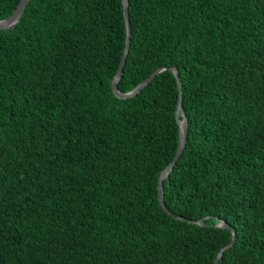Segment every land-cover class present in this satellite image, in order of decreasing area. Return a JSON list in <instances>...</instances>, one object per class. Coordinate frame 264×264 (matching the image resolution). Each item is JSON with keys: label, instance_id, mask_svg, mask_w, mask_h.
I'll list each match as a JSON object with an SVG mask.
<instances>
[{"label": "trees", "instance_id": "1", "mask_svg": "<svg viewBox=\"0 0 264 264\" xmlns=\"http://www.w3.org/2000/svg\"><path fill=\"white\" fill-rule=\"evenodd\" d=\"M21 0H0V20ZM29 0L0 29V264H264V0ZM188 122L179 144V90ZM203 220L200 226L193 222Z\"/></svg>", "mask_w": 264, "mask_h": 264}, {"label": "water", "instance_id": "2", "mask_svg": "<svg viewBox=\"0 0 264 264\" xmlns=\"http://www.w3.org/2000/svg\"><path fill=\"white\" fill-rule=\"evenodd\" d=\"M28 1L29 0H21L11 16H9L6 19L0 20V29L7 30V29L13 28L16 25V23L18 22V19H19L20 15H21V13H22V11H23V9H24V7ZM122 11H123V16H124L125 25H126L125 48H124L122 59H121L120 64H119L118 71L112 80L111 86H112L113 94L116 97L126 99V98L134 97L135 95H137L147 84H149V82L158 73H160L164 69L163 68L157 69L152 74H150L143 82H141L133 90H131L127 93H121L118 91L117 84H118V82L122 76L123 67L125 65L126 57H127V54L129 51V46H130L131 31H130L129 13H128V0H122ZM171 71L175 75L177 85H178V90H179L178 104H177V108H176V112H175L176 120H177L178 126H179V144H178L177 151H176L171 163L169 164L167 169L161 173L159 181H158V200H159L161 207L166 212H168V210L166 209L164 202H163V180L168 176V174L171 172L172 168L174 167V165L178 161V159H179V157H180V155H181V153L185 147L186 140H187V132H188V122H187V118L185 116V113L183 111L182 102H181L182 92H181V83H180V79H179V74L175 68H171ZM193 223L200 225V226L204 225L203 220H199V221H196ZM215 226L221 227V228L231 229V231H232L231 241L229 242V244L227 246L222 248L217 254V257L215 259L214 264H218L219 259L222 257L223 252L225 250L229 249L234 244V242H235V231L224 221H219Z\"/></svg>", "mask_w": 264, "mask_h": 264}]
</instances>
